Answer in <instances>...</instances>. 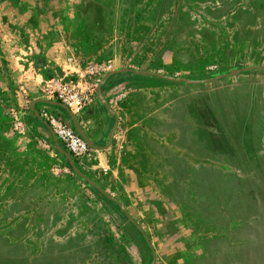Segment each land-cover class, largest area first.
<instances>
[{"label": "rangeland", "instance_id": "obj_1", "mask_svg": "<svg viewBox=\"0 0 264 264\" xmlns=\"http://www.w3.org/2000/svg\"><path fill=\"white\" fill-rule=\"evenodd\" d=\"M60 1L64 5L59 10L62 19L55 25H48L44 11L35 6L36 0H0V69L6 75L0 82L1 88L7 89L11 76L7 65L12 61L34 71L39 68L42 73L44 61L50 59L44 56V50L56 42L57 33L66 36L69 33L67 42L85 50L87 42L82 38L74 39L80 37V22L74 12L78 0ZM122 2L123 9L124 3L135 5L149 15L152 11L156 14L167 0ZM195 2L200 9L194 12L198 13L187 15L179 11L169 33L171 40L167 52L174 66L183 71L189 67L200 71L204 65L216 60L223 42L215 26L235 0ZM262 2L251 0L249 3L247 0L251 8ZM237 16L253 22V16L250 18L239 11L232 15L234 22ZM164 19L148 43L149 50L163 33L167 16ZM89 27L90 24H86V30ZM52 28L57 29L52 31ZM140 31L145 32V29ZM186 40L203 47L205 57H198L194 50L197 61H189L183 53ZM79 60L91 62L86 57H79ZM238 75L222 78L214 84L187 85L192 93L174 99L175 103L170 105L167 100L168 104L157 118L159 121L153 124L150 121L151 128L159 123L160 126L155 134L150 132L148 143L142 145V159L133 156V162L128 166V170H132L131 182L120 184L119 181H124L121 171H118L117 180L102 176L97 180L99 189L116 200L139 227L150 249L142 246L140 237L133 230L115 231L117 223L110 222L104 215L102 229L84 235L77 244L80 249L90 250V257L96 254L95 264H149L152 255L153 264H235L240 253L250 250L246 242L257 231L264 234V98L261 104L254 99L257 95L264 96V87ZM191 76L186 80H201L191 79L197 75ZM121 78L157 82L147 77ZM10 91L12 102L3 110L8 121L7 112L13 108V95H16L13 89ZM16 91L20 93L17 86ZM56 112L65 114L60 108ZM200 153L203 157H198ZM78 179L72 172L65 176L64 190L72 191L79 183ZM75 197L77 203L83 202L82 197ZM96 197L99 200L93 201L90 207L102 211L109 206L107 199L99 193ZM258 224H262L261 230ZM14 235L18 236V233ZM258 238L257 245L263 250L264 259V236ZM254 239L257 241V233ZM103 240L108 241L107 247L103 246ZM70 249L78 252L75 247ZM67 251L55 252L56 258L50 261L51 264L86 263L80 256L61 255ZM32 257L27 253L16 264H44L33 261Z\"/></svg>", "mask_w": 264, "mask_h": 264}, {"label": "crops", "instance_id": "obj_2", "mask_svg": "<svg viewBox=\"0 0 264 264\" xmlns=\"http://www.w3.org/2000/svg\"><path fill=\"white\" fill-rule=\"evenodd\" d=\"M262 1V4L257 3L251 8L247 0H235L231 9L226 8L224 16L215 26L216 33L223 42L219 54L215 61L207 63L208 65H204L200 71L193 67L185 71L176 68L167 52L171 40L169 33L177 13L179 11L187 15L198 13H194V10L186 11L183 0H167L156 14L152 11L149 15L135 5L126 6L124 3L123 9L122 0H78L74 12L80 22V37L74 39L82 38L87 42L84 51L79 50L77 45L67 42L69 33L67 36L57 33L56 42L44 50V56L50 59L49 62L44 61L42 73L39 68L36 71L23 68L14 61L8 64L11 76L7 87L10 83V87L16 93L13 95L15 101L12 107L22 113L25 134L23 137L16 136L10 131V126L7 127V131H0V237H5L0 238V256L17 257L22 253L24 255L23 250L28 247L27 245L30 247L32 235L49 230L48 224L44 225V220L55 215L66 201H71L78 195L88 208L95 210L89 205L99 200L80 179L72 191L71 189L65 191L62 183L65 182L67 175L55 171L57 167L64 166L63 162L53 148L48 127L41 119H36L34 114L38 117V114L45 110L71 126L72 121L66 112L64 115L56 112L60 107L39 102L46 100L39 92L45 81L65 70L76 71L78 66L82 65L79 57L109 63L112 71L117 69L150 71L182 79L197 75L191 79L206 80L214 75L246 66L264 68V0ZM194 4L200 9L196 2ZM35 6L44 11L46 14L44 19L48 25H55L62 19L59 10L64 8V5L60 0H36ZM236 11L248 14L250 18L253 16V22L250 23L249 19L245 21L241 16H237L234 22L232 15ZM164 16H167V20L163 33L158 37L156 45L149 50L148 43L152 37L154 38L159 24L165 20ZM227 18L230 25L222 26ZM88 23L91 28L86 30ZM56 29L52 28V31ZM139 29H145V32H138ZM186 42L188 40L184 43ZM183 53L188 56L189 61H197L193 53L198 57H205L203 47L197 46L193 41L185 44ZM209 66H215L216 71H208ZM240 74H237L238 77L242 76L253 84L264 87V73L248 71ZM123 76L145 77L131 73L108 77L99 91L110 113L95 99L73 119L93 146L92 149L89 148L90 159L85 164L83 173L96 184L101 176L115 179L118 171L124 175V181H119L120 184L130 183L132 170H128V166L132 164L133 156L137 155L142 159V145L148 143L150 132L155 134L154 131L160 126L159 123L158 126L156 124L157 127L151 128V124L159 121L157 118L163 113L168 101L170 105L175 103L174 99L193 92L183 84L168 83L159 79H156V83H148L123 79L121 78ZM233 83L234 81L231 82ZM206 84L208 83L202 85ZM16 86L17 89L21 86L22 92H17ZM263 98V95H257L254 99L261 104ZM113 126L108 141L107 137ZM3 137L8 141H3ZM40 142H44L50 150H43L39 146ZM152 143L154 145V142ZM198 157H203V154L200 153ZM138 161L136 160V163ZM172 183L171 181L170 184ZM258 228L261 230L262 224H258ZM15 233H18V236H15ZM256 233L257 241L253 240ZM256 233L249 242H246L250 250L240 253L235 264L238 262L252 264L253 261L255 264H263V250L257 242L260 241L258 237L264 234L258 231Z\"/></svg>", "mask_w": 264, "mask_h": 264}, {"label": "trees", "instance_id": "obj_3", "mask_svg": "<svg viewBox=\"0 0 264 264\" xmlns=\"http://www.w3.org/2000/svg\"><path fill=\"white\" fill-rule=\"evenodd\" d=\"M195 0H183V7L186 11H193L195 9L198 10L197 6L194 4ZM195 6V7H194ZM196 12V11H195ZM194 12V13H195ZM230 25L228 22V18L224 20L222 26ZM232 29V26L230 27ZM5 71L0 69V82H3L5 77ZM7 89H3L0 87V131H7V127L9 126V121L5 117L3 110L4 108L12 102V96H9V92L12 89L10 87H6ZM22 116V113H20ZM22 118V117H21ZM23 120V119H22ZM25 124V122H24ZM3 141H8L4 137L2 138ZM57 155V154H56ZM63 162V165H66V161L62 156L57 155ZM75 165V161L73 160ZM89 191L97 195L96 191L92 188H87ZM74 197L71 201H66L59 207L57 213L53 216L46 217L44 220V225L48 224L49 230L41 231L40 233H34L32 236V241L30 242V247L25 248L24 255L23 253L17 257H10L6 255L0 256V264H16L17 262L23 260V256L27 255V253H31L33 256V261L44 262V264H51V260L56 258L55 252L59 253L61 250H67L65 253H61L62 256L66 257H78L86 259V263L84 264H93L96 263L95 255H90L89 251H86L85 248H79L80 246L77 245L84 235L89 236L91 233L99 231L102 229V218L105 216L109 217L110 222H116L117 226L114 227L115 231H119L120 229L129 232L133 230L137 233L140 237L142 246L147 248L149 244L146 237H142L141 233L135 229V227L127 222L126 217L121 213L118 209L113 210L112 208L116 206L114 203L106 200V203L109 206H105L102 211L92 210L88 208L83 202L77 203ZM78 198V197H77ZM117 207V206H116ZM118 208V207H117ZM105 229V228H104ZM101 240V239H99ZM105 247L108 246V241L103 240ZM102 243V240H101ZM89 248L91 244L88 245ZM75 247L78 249V252L75 253V250L70 248ZM29 249V252L27 251ZM150 249V248H149ZM106 250V249H105ZM91 260L90 262H88ZM72 264H79V263H72Z\"/></svg>", "mask_w": 264, "mask_h": 264}, {"label": "built area", "instance_id": "obj_4", "mask_svg": "<svg viewBox=\"0 0 264 264\" xmlns=\"http://www.w3.org/2000/svg\"><path fill=\"white\" fill-rule=\"evenodd\" d=\"M111 69L109 63H82L74 72L65 70L50 77L43 83L39 92L45 99L61 104L71 115H79L95 100V88L101 77L112 71ZM207 70L216 71V67L209 66ZM18 90L22 92V87H18ZM7 114L9 116L10 131L18 137H23L25 124L20 113L16 109L10 108ZM38 117L51 130L57 144L69 155L72 161L74 160L81 166L89 161V148L71 125L66 124V122L45 110L41 111ZM39 146L43 150H50L44 142H40ZM55 171L61 175L71 173L67 165L57 167Z\"/></svg>", "mask_w": 264, "mask_h": 264}, {"label": "water", "instance_id": "obj_5", "mask_svg": "<svg viewBox=\"0 0 264 264\" xmlns=\"http://www.w3.org/2000/svg\"><path fill=\"white\" fill-rule=\"evenodd\" d=\"M248 71H253V72H259V73H264V68L263 67H258V66H246V67H242L240 69L237 70H232L223 74H218V75H214L213 77H211L210 79H206V80H200V81H190V80H186V79H182V78H177V77H169V76H164L155 72H150V71H135V70H128V69H117L114 71H110L106 74L103 75V77L101 78L99 84L97 85V87L95 88V99L98 101V103H100L104 109L110 113L109 108L106 104V102L103 100V98L100 95V87L102 86V84L105 82V80L112 76V75H116V74H124V73H131L133 75H140V76H145L148 78H154V79H159L165 82H171V83H180L183 85H197V84H203V83H209V82H216L219 79L222 78H226V77H231L240 73H244V72H248ZM39 102L48 104V105H53V106H57L60 107L61 109H63L67 116L70 118V120L72 121V127L74 129V131L84 140V142L86 143L88 148H93V146L90 144V142L88 141V139H86V137L83 135V133L80 131V129L78 128V126L76 125V123L74 122V116L71 115L67 110H65V108L55 102V101H47V100H39ZM30 108L32 106V103H30ZM34 117L36 119L39 120V118L34 114ZM46 126V125H45ZM47 127V126H46ZM48 131H50L51 133V137H52V143H53V148L55 150V152L59 155L62 156L64 158V160L66 161V165L70 168L71 172L78 177L82 182H84L87 187L94 189L97 193H99V195L103 196L104 198H106L108 201L114 203L119 211L121 213H123V215L126 217V219L135 227V229L137 231H139L142 235V237L145 239L144 235L142 234L141 230L139 229V227L132 221V219L128 216V214L126 213L125 209L122 208V206L116 201L114 200L112 197L106 195L102 190L99 189V187L93 182L91 181L88 177H86L85 175H83L82 173H80L78 171V169L75 167L72 159L69 157V155L60 148V146L57 144L55 137L53 136L51 130L49 128H47ZM114 129V126L112 127V129L109 132V135L107 137V140H110L112 131ZM148 245V244H147ZM149 264H153V256L152 259L150 261Z\"/></svg>", "mask_w": 264, "mask_h": 264}, {"label": "flooded vegetation", "instance_id": "obj_6", "mask_svg": "<svg viewBox=\"0 0 264 264\" xmlns=\"http://www.w3.org/2000/svg\"><path fill=\"white\" fill-rule=\"evenodd\" d=\"M87 60H89V61H91V62H100V61H93V60H91V59H87ZM100 63H102V62H100ZM168 83H171V82H168ZM178 84H180V83H178ZM104 100V99H103ZM107 104V103H106ZM87 139V138H86ZM75 167L78 169V171L80 172V173H82L83 175H85L84 173H83V170H84V168H85V164L84 165H79L78 163H75ZM87 177V176H86ZM96 184V183H95ZM127 213V212H126ZM142 232V231H141ZM143 234V233H142ZM144 235V234H143ZM148 247H150L149 246V244H148ZM153 256V255H152ZM152 256H151V259H152ZM153 262H154V256H153Z\"/></svg>", "mask_w": 264, "mask_h": 264}]
</instances>
